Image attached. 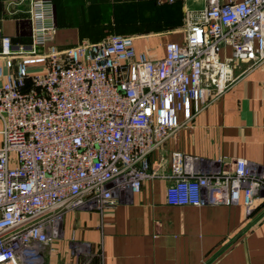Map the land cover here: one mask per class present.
Instances as JSON below:
<instances>
[{"label": "built area", "instance_id": "obj_1", "mask_svg": "<svg viewBox=\"0 0 264 264\" xmlns=\"http://www.w3.org/2000/svg\"><path fill=\"white\" fill-rule=\"evenodd\" d=\"M7 13L24 14L31 43L1 41L0 264H48L67 214L114 208L142 191L152 153L177 133L181 115L190 120L207 105L209 72L221 94L237 62L264 65V0H207L187 12L184 42L155 60L120 35L60 49L52 0H16ZM225 48L232 58L219 62ZM187 159L195 160L174 155L169 205L264 211V167L236 158L232 172L185 174ZM74 250L92 253L88 244Z\"/></svg>", "mask_w": 264, "mask_h": 264}, {"label": "crops", "instance_id": "obj_2", "mask_svg": "<svg viewBox=\"0 0 264 264\" xmlns=\"http://www.w3.org/2000/svg\"><path fill=\"white\" fill-rule=\"evenodd\" d=\"M15 1L0 0V53L3 37L15 47L31 43L24 14L7 13ZM52 1L60 49L120 35L133 37L137 51L154 60L165 57L169 43L184 42L187 12L196 15L207 6V0ZM228 58L232 51L225 48L218 61ZM4 63L0 55V67ZM232 73L233 83L217 94L209 72L207 105L190 120L180 116V129L150 156L153 177L139 194L114 208L86 206L66 215L48 264H264V215L251 225L259 208L249 214L243 204L180 207L166 199L177 153L195 158L184 162L185 174L201 167L232 172L236 158L264 167V65L251 69L237 62ZM79 244L90 245L91 256H77Z\"/></svg>", "mask_w": 264, "mask_h": 264}, {"label": "water", "instance_id": "obj_3", "mask_svg": "<svg viewBox=\"0 0 264 264\" xmlns=\"http://www.w3.org/2000/svg\"><path fill=\"white\" fill-rule=\"evenodd\" d=\"M264 215V211L261 212V214L259 216H257V218L252 222L251 225H253L257 220H259L262 216Z\"/></svg>", "mask_w": 264, "mask_h": 264}]
</instances>
